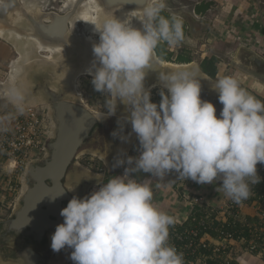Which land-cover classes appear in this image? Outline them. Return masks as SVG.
<instances>
[{
	"label": "clouds",
	"instance_id": "9594fccd",
	"mask_svg": "<svg viewBox=\"0 0 264 264\" xmlns=\"http://www.w3.org/2000/svg\"><path fill=\"white\" fill-rule=\"evenodd\" d=\"M141 8L142 28L117 16L94 24L99 43L93 44L94 60L86 71L105 96L104 115H115L118 103L130 112L126 119L139 141V155L119 159L113 167L126 163L123 175L97 179L98 190L82 199L74 196L62 209L64 221L51 237V248L73 249L74 264H185L183 253L168 242L174 217L153 203L150 183L138 182L133 173L163 179L175 171L179 179L202 185L220 181L216 190L237 204L261 181L257 164L264 163V101L236 76H221L212 83L223 105L218 118L216 106L202 100V79L192 68L162 71L161 100L153 102L145 87L147 69L157 66L161 43L184 40L183 19L162 14L166 0H145Z\"/></svg>",
	"mask_w": 264,
	"mask_h": 264
},
{
	"label": "water",
	"instance_id": "95a60500",
	"mask_svg": "<svg viewBox=\"0 0 264 264\" xmlns=\"http://www.w3.org/2000/svg\"><path fill=\"white\" fill-rule=\"evenodd\" d=\"M86 1L74 0L64 10L57 11L38 4L31 7L33 0H0V29L15 30L25 36L36 37L45 46L62 49L55 60L46 59L40 53L30 60L27 57L29 62L25 63L20 72L25 77L27 87L18 106H32L41 110L48 108L49 132L42 153L25 164L22 189L13 202L11 215L0 218V258L5 264H26V260L28 264L44 263L45 259L39 252L42 247L36 246L47 238L51 248V237L56 227L64 221L60 214L62 209L67 207L74 196L82 199L89 195L92 180L88 178L97 177L76 161L81 152L96 153L109 167L108 172L111 171L110 168L117 171L121 166H113L119 159H127V147L137 138L126 119L130 112L125 105L118 103L113 116L96 113L84 104L77 87L70 81L72 77L76 80L79 74L86 73L87 53L91 54L93 51V43L87 40L86 34L72 29L71 18L75 17ZM95 1L99 6L100 24L105 18H123L125 12L132 10L142 14L141 6L145 2ZM199 25L203 27V24ZM241 48L242 62L236 60V63L241 66L243 64L254 75H264V57L246 46ZM35 50L31 48L28 56L36 54ZM244 53L246 54L243 55ZM156 58L157 66L147 69L146 88L162 87L159 81L162 71L192 69L196 66L194 61L176 63L163 60L157 51ZM201 72L198 70L197 75L198 78L202 77V100L212 102L222 110L218 92L207 87V77ZM67 73H70L69 76ZM204 91L208 93L205 97ZM247 91L257 97L253 92ZM33 98L38 103H33ZM217 115L219 117L220 113ZM108 121H111V127L103 140L105 144L95 148L94 144L100 138L99 133ZM114 132L118 134L114 136ZM263 165L264 163H258L257 169ZM78 182L80 183L76 185ZM72 187L74 190L69 191ZM63 191L64 194L58 196ZM56 196L58 197L53 200Z\"/></svg>",
	"mask_w": 264,
	"mask_h": 264
},
{
	"label": "built area",
	"instance_id": "2783aa9c",
	"mask_svg": "<svg viewBox=\"0 0 264 264\" xmlns=\"http://www.w3.org/2000/svg\"><path fill=\"white\" fill-rule=\"evenodd\" d=\"M239 41L264 57L261 36L246 32ZM48 129L49 120L37 107L17 106L0 113V164L5 178L8 171L25 167L42 153ZM257 172L264 180V165ZM259 184L251 186L250 197L240 204L228 197L212 201L189 189L183 191L191 203V221L183 229L178 228L182 224L170 226L168 242L183 253L185 264H264V189ZM247 203L255 215L244 210ZM70 255L67 264H74Z\"/></svg>",
	"mask_w": 264,
	"mask_h": 264
},
{
	"label": "rangeland",
	"instance_id": "374dc122",
	"mask_svg": "<svg viewBox=\"0 0 264 264\" xmlns=\"http://www.w3.org/2000/svg\"><path fill=\"white\" fill-rule=\"evenodd\" d=\"M43 1L44 3H42ZM67 1L68 0H33V3L39 2L41 5H44V7H47L48 10L53 9L60 11L65 7ZM243 1L248 4H252L253 6H255V9L257 10L261 9V11L264 12V0H243ZM166 2H167L166 10L170 12L171 15H176L178 17H181L188 24V34L184 37V40L182 42L171 46L167 44L166 48L169 51H171L173 55L171 59L167 61L177 63L179 62L177 61L179 60L177 59L178 55L182 54L184 57H188L192 59V61L196 63L197 65L196 67L198 68L199 64L203 61L205 57L218 55L217 57L219 58V61L217 62V67H218V73L221 72V76L233 75L234 70H236L239 67L244 69L243 64L241 66L238 63H236V61H233L234 58L237 59V57L235 56L237 54H240V50L239 49L237 50L236 44H232L234 45V47H232L230 46L231 44L229 42L219 39V35H220L219 33H221L224 24L226 23V21H229L230 17L232 16V14L229 12V8L227 7L229 6L227 0H166ZM203 3H208L209 8L200 13L197 12L196 10L197 6H200ZM132 18L134 19V22L133 21L132 22L134 24L136 23V27L138 25V28H142L141 26L142 24L140 22H139L140 24L137 23L138 17L132 16ZM199 24H203V27H201ZM76 25H77L76 27H78L76 29H78L80 33H85L86 34L85 36L87 38L92 34L90 27L88 25H85L82 22H77ZM212 29H213V33L214 34L217 33L218 35L212 34L211 33ZM94 37L95 40L91 41L93 44L99 42V35L96 34L94 35ZM31 48L36 49V46H34L33 44ZM24 54H26V52H24ZM57 54H60L59 50H57ZM245 54L246 53H244L243 55ZM92 55H93V51H92ZM33 56H35V54ZM241 56L242 54L238 56L240 61H241ZM20 57H21V53L19 52L18 45L15 44L10 38H6L0 35V82H6V81L9 82L12 81L13 78H16L17 81L14 79L13 80L14 82L12 81L11 85L13 87L19 86L17 79L18 76H16V74H19V69L18 68L14 69L13 65L15 64L16 67L19 66L18 63H20L21 60ZM219 67H221V71H219ZM254 76H257L256 78L258 80L264 79V75L256 74ZM236 77L238 78V75ZM75 79L77 80V81L74 80L76 82L75 86L77 87V91L81 94L84 104L96 113L99 114L106 113V109L104 107L105 96L103 93L97 92L94 89V86L91 83L92 76L86 72L79 74ZM161 88L162 87H155L151 89V99L153 102L157 104H159L161 100V96L159 95ZM256 88L260 89L261 86L260 88L256 86ZM165 91L167 90L165 89ZM254 94L257 95V97L260 100L264 101L263 92H257ZM17 106L18 103L13 101V99H11L10 97L0 96V113H3L4 111H7ZM39 110L43 111L45 113L46 118H48L49 120V117L47 115L49 109L44 107L43 110L41 109ZM107 126L109 127L107 128ZM105 127L109 130L111 127V121L105 123L104 128L101 129L102 132L106 130ZM99 134H100V138L98 141L95 142L94 144L95 148L104 146L105 144V141L101 142V131ZM107 135H108V131H107ZM127 149L129 150L128 156L133 157L135 151L138 152L139 149L138 139L136 138L127 147ZM76 161L84 169H87V171L89 170L90 172H92L97 176V177L88 178L92 180V185L89 190V194L92 193L94 190L99 189L100 187L99 181L107 182V179L110 176L123 175L125 168L128 167V165L125 163L117 171H114L113 168H110L111 171L107 173L101 168H107V171H109L108 170L109 167L94 152L86 153L83 151L80 153ZM3 170H4L3 167L0 166V179L4 180L5 186H7L6 189L9 191L8 194H12V196H10L9 200L6 202L12 201V203L8 207H4V206L0 207V218H6L11 215L13 202L16 199V197H18L22 189V180L25 172L24 167L19 168L14 172L8 171L7 173H10L9 174L10 177L8 176L7 177L8 179H5V175L2 174ZM10 188L12 189L10 190ZM0 206L2 205L0 204ZM72 251L73 249L70 248L62 249L59 252H55L52 250L49 258L50 262H48V264H67L68 255ZM0 264H5L1 262V258H0Z\"/></svg>",
	"mask_w": 264,
	"mask_h": 264
},
{
	"label": "crops",
	"instance_id": "0c3cea01",
	"mask_svg": "<svg viewBox=\"0 0 264 264\" xmlns=\"http://www.w3.org/2000/svg\"><path fill=\"white\" fill-rule=\"evenodd\" d=\"M227 3L229 5L227 7L229 8V12L232 14V16L230 17L229 21H226V23L224 24L221 33H219L221 35L219 36V39H222L221 37H224L222 40L229 42L231 44L230 46L232 47H234V45L232 44H236L237 50L240 49L242 46H244L242 43H240L239 37H241L246 32L252 34L256 33L257 36L262 37V42H263L264 12H262L261 9L259 10L255 9V6H253L252 4L245 3L243 0H227ZM211 33L214 34L213 29ZM216 34L217 33H215L214 35ZM226 34H229L230 36L226 37ZM250 49L256 52L255 49L253 48ZM235 57H238V54ZM236 60H240V59H236V58L233 59V61ZM177 61H179V63H188L187 61H180V60ZM201 63L199 64L198 68L196 67L197 65L195 66V68L200 70V72L202 71L203 73L202 72L201 73L205 77H207V83H208L207 87L210 89L212 88V83H215L218 77L221 76V72L219 73L217 72L218 73L216 74L217 77L210 76L208 73H206L203 70ZM243 68L244 69L239 67L236 70H234L235 73L238 74V79L242 81L241 82L242 86L246 90H249L254 93L257 92L264 93V79L261 80L259 78L260 80H258L256 78L257 76H254V74L250 73L248 69L246 70L245 67ZM200 78L202 79V77ZM201 83H203L202 80ZM256 86H258L259 88L261 86V88L257 89ZM204 94H208V93L204 91ZM138 155H139V151L138 152L135 151L133 157H137ZM0 166L2 165L0 164ZM132 177L136 178L138 182H143V181L149 182L153 189V203L156 204L161 210L165 211L170 216H173L176 224H182L184 226L188 225V223L191 221V214H193L192 213L193 211L191 210V203L184 196L183 193L185 189L191 190L193 194H202L212 201L227 197L223 193V191L216 190L220 186L221 183L220 181H214L213 184L202 185L191 179L188 180L179 179L178 173H176L175 171L169 173L163 179L150 177V174H146L142 172L133 173ZM5 179L8 178L6 177ZM6 188L7 186H5L4 180L0 179V204L2 205L0 207L3 206L8 207L12 203V201L6 202L9 200V197L12 196V194H8L9 191ZM12 188H10V190ZM249 205L250 203H247L244 210L248 211L250 215H255V211L252 208H250ZM251 220L254 221V219ZM235 229L239 230V226L237 225Z\"/></svg>",
	"mask_w": 264,
	"mask_h": 264
},
{
	"label": "bare ground",
	"instance_id": "6f19581e",
	"mask_svg": "<svg viewBox=\"0 0 264 264\" xmlns=\"http://www.w3.org/2000/svg\"><path fill=\"white\" fill-rule=\"evenodd\" d=\"M72 1H74V0H68L66 2V4H65V7L62 10H64L66 7H68L70 2L72 3ZM37 4L41 5L39 2L38 3L37 2H35V3L32 2L31 3V7H35ZM41 6H44V5H41ZM98 9H99V6L97 5L95 0H87L79 8V10H78L77 14L75 15V17L71 18L73 31H77L76 30V28H78V27H76L78 25V24L76 25L77 22H82L85 25H88L90 27V30H91L92 34L88 38L85 36L88 41H94L95 40L94 39L95 38L94 35H96V34L99 35L97 32L94 31V28H95L94 24H100L98 22ZM140 15H142L140 12L132 10V11H129V12H125L124 16H125V19L128 18L129 20H130V17H131L130 21H133V22H134V19L132 18V16L133 17L136 16V17H138V20H137L138 22L137 23H139V22L141 23L140 19H142V16H140ZM121 19H124V17L121 18ZM133 22H132L133 26L136 27V23L134 24ZM0 35L3 36V37H6V38H10L15 44L18 45L19 52L21 53V57H20L21 60H20V63H18L19 66L16 67L15 64L13 65L14 69H17V68L19 69V74H16V76H18L17 79H18V83L20 82V84L17 87H15V86L13 87L11 85V82L14 79L16 80V78H13L12 81H9V79H8L9 82H7V81L6 82H0V96H6V97L8 96L11 99H13V101H15L16 103H20L21 101H18L16 99V96H17V94H19L21 96L23 94V92L25 91V88L27 87L26 86V82L24 81L25 77L24 76L22 77V75H21L22 73L20 74V72L22 70V67L24 68L25 63L27 64L29 62V60L32 59V57H34V56H31V57L28 56L29 51L31 49L30 47H32L33 44H34V46H36V52L37 53H41L42 55H44V57L46 59H50V60L57 59V56H58L57 50H59V52H60L62 49L59 48V47L45 46L36 37L25 36V35L15 31V30L0 29ZM97 43H99V42H97ZM79 50H80V47H79ZM24 52H26V54H24ZM37 53L35 55H37ZM27 57H28L29 60L27 59ZM93 58H94V56L92 55V53L91 54L87 53V60H86L87 63L85 64L87 66H86V68L84 70L85 72H87L86 70L91 66L92 61L94 60ZM164 63L166 65L168 64L167 62H164ZM69 74L70 73H67L66 75L69 76ZM70 81L74 84V86L76 85V82L74 81V77H72L70 79ZM31 101L33 103H36V102L38 103V100L35 99V98H33Z\"/></svg>",
	"mask_w": 264,
	"mask_h": 264
},
{
	"label": "trees",
	"instance_id": "16d2710c",
	"mask_svg": "<svg viewBox=\"0 0 264 264\" xmlns=\"http://www.w3.org/2000/svg\"><path fill=\"white\" fill-rule=\"evenodd\" d=\"M208 8H209L208 3H203L202 5L197 6L196 10L197 12L200 13ZM162 14L165 15L166 17L171 16L170 12H168L167 10H165ZM183 30H184V37H185L188 34V24L185 20H183ZM166 46H167V43H161L156 49L158 56L163 60H169L173 56L172 52L169 51L166 48ZM177 59H179L180 61H187V62L192 60L188 57H184L182 54L178 55ZM218 61H219V58L217 56L205 57L201 63V66L206 73H208L210 76L215 77L218 72V67H217ZM110 177H108V179ZM259 185L262 187V189H264V180H262ZM199 216H200V213H197L196 219H199ZM182 227L184 228L185 226L179 225L178 228L183 229Z\"/></svg>",
	"mask_w": 264,
	"mask_h": 264
},
{
	"label": "flooded vegetation",
	"instance_id": "af4514ba",
	"mask_svg": "<svg viewBox=\"0 0 264 264\" xmlns=\"http://www.w3.org/2000/svg\"><path fill=\"white\" fill-rule=\"evenodd\" d=\"M207 94H204V97L206 96ZM205 101H207V100H205ZM217 109V113L216 114H218V113H220L221 111V109H220V107H217L216 108ZM217 117H218V115H217ZM219 118V117H218ZM109 126H107V128H108ZM106 127H105V129L106 130H104L103 132H102V130H101V142L105 139V137L107 136V131L109 132V130L107 129ZM101 169H103L105 172H107L108 173V171H107V168H101ZM49 242H48V240H47V238H45L41 243H39V245H37L36 247H38V246H40V247H42V251L40 250L39 252L41 253V255L44 257V263L43 264H48V262H50V260H49V258H50V255H51V248H50V246H49V244H48Z\"/></svg>",
	"mask_w": 264,
	"mask_h": 264
}]
</instances>
